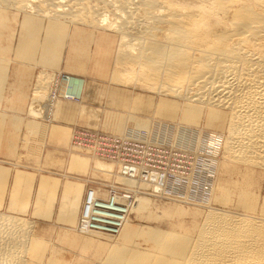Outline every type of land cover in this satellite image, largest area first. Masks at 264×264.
Listing matches in <instances>:
<instances>
[{
	"label": "bare ground",
	"instance_id": "6f19581e",
	"mask_svg": "<svg viewBox=\"0 0 264 264\" xmlns=\"http://www.w3.org/2000/svg\"><path fill=\"white\" fill-rule=\"evenodd\" d=\"M31 3L32 0H0V4L19 8H27ZM32 5L43 14L50 12L59 19L81 18V22L118 31L123 48L118 49L116 69L140 68L143 73L137 74L136 82L149 83V88L157 85L154 90L162 88L165 93L205 106L211 110L209 117L218 122L222 121L220 110H227L228 132L221 145L224 159L235 164L230 167L234 179L228 185L222 182L226 187H216L214 199L222 205L231 203V210L210 208L193 237L189 232L194 231V222L187 228L182 221L175 225L177 228L169 226L167 231L130 225L135 212L148 209L149 201L138 198L114 236L127 242L137 234L151 246L147 249L113 246L106 261L111 264H264V191L254 178L255 170L264 171V0H35ZM65 7L69 10L64 11ZM106 13L113 17L108 23ZM129 71L118 75L123 78L122 74ZM132 74L131 78L127 77L129 81L134 79ZM116 76L112 77L113 81L118 79ZM64 79L69 83L68 77ZM119 80L116 82H122ZM60 83L63 91L65 82ZM37 99L29 111L34 116L39 114V104L43 103ZM130 120L131 128L127 129L126 123L123 133L130 130V134L139 136L140 131L147 132L146 122ZM29 128L33 132L35 126L29 124ZM196 139L191 135L184 144L192 143L193 149L201 150L204 138L198 135ZM214 141L210 146L215 154L221 141ZM202 165L205 177L199 192L201 200L204 198L209 203L216 189L215 164L209 159ZM96 166L111 175L110 167L98 163ZM181 180L170 186L176 187L178 193L189 195L195 186L192 189L186 177ZM27 226L20 219L0 215V264H25L24 256L21 254V258L18 251L26 247L23 240L27 242V237L21 233L27 231ZM85 229L78 232L100 234Z\"/></svg>",
	"mask_w": 264,
	"mask_h": 264
},
{
	"label": "rangeland",
	"instance_id": "374dc122",
	"mask_svg": "<svg viewBox=\"0 0 264 264\" xmlns=\"http://www.w3.org/2000/svg\"><path fill=\"white\" fill-rule=\"evenodd\" d=\"M32 3L35 4V0H32ZM32 3L27 8L0 4V49L4 46V50H8L11 58L13 57L15 61L18 56L26 58V60L32 59L34 56H41L43 59H51L56 66V71L46 69L36 70L31 80V86L26 98L28 116L25 118V123L27 126L25 127V134H23L24 137L21 139L20 144L25 152L26 160L34 158V161L37 162L36 166L44 163V167L48 168L39 167L40 169L67 168L70 174L87 178L89 186L85 197L87 191L91 188L95 190L100 189L99 194L101 199H105L107 188L110 185L120 187L116 190L119 196L122 189L126 188V186L136 188V185H129V182H127L129 180L118 175L116 166L111 162L93 158L84 151L72 147L71 140L74 132L89 131L108 137H132L137 140L141 139L159 145L178 148L186 154L189 165L197 167V164L201 161L198 169L201 172L200 174H203L201 176L202 179L205 177L202 164L205 160H213L215 164L213 175L216 183L215 188H218V186L219 188L226 187L229 181L234 179L230 169L235 164L233 165L224 159L225 154L221 145V143L224 145L228 132L226 109L220 110L222 121L218 122L213 117H209L211 110L205 106H200L196 103L185 101L181 97L165 93L162 88L154 90L157 85H152L154 87L149 88L151 86L148 85V82H146L148 86L145 82H136L137 74L142 72L140 68L137 70L136 67L130 68L127 65L128 68L124 67L122 69L124 73L129 69V74L123 75V71L116 69L117 53L123 48L118 31L103 28L101 25L96 26L88 22H81V18L78 19V22L77 18L69 16L59 19L50 12L43 14V12L33 7ZM68 10L67 7L64 8V11ZM104 15L107 18L106 23L113 18L109 13ZM11 61L13 60L11 59ZM63 70L80 74L81 78L62 72ZM118 73H123L122 76H126L124 81V77L121 78ZM130 74H132V78L134 79H130L129 81L127 77L131 78ZM114 76L118 78L115 77L117 79L115 81H113L114 78L112 80ZM62 77H68L69 83L70 81H72L71 83L79 81L77 84H74L76 87L74 92L76 93L72 91L68 94L74 100L72 98L70 100L62 99L63 91L61 90L60 83ZM118 80L122 82L117 83L116 81ZM46 82L47 84H45ZM40 83L41 85H39ZM59 85L60 90H58ZM39 86H43L42 90H45V93L40 91L41 87ZM46 86L47 88H45ZM50 89L54 90L55 93L59 92V97L55 101L49 96L46 99L47 91ZM34 92L38 93H35L38 96H34ZM40 92L41 94H39ZM35 97H38V99ZM36 99L39 103L42 101L43 103L39 104V114H35L34 116L29 111ZM196 109H198L197 114L199 115L196 114ZM187 115L189 116L187 117ZM130 119L146 122L145 124L150 127L147 129L148 133L146 130L140 131L141 134L139 136L130 134V130L128 134L123 133L126 128H131L132 122H130ZM29 124L35 126L33 132L29 128ZM60 126H65L66 129H62ZM63 130L64 132H62ZM214 134L215 137L212 136ZM191 135L195 141L198 140L196 139L198 135H201V139L204 138L201 150L193 149L192 146L194 144L192 143L188 145L184 144L187 143ZM207 136L208 140L206 139ZM214 138L219 139V142L221 141V147H219L220 149L217 148L218 151L215 154L210 146V144L215 142ZM179 141L182 143L178 144ZM53 145L60 146L61 149H57L60 151V156L50 151L51 148L49 147ZM191 156H196L197 159L191 162ZM59 161H62V163ZM97 163L106 168L110 167L112 170L111 175H107L101 169H97ZM239 169L243 170L241 167ZM254 175L256 184L261 185L263 192L264 171L262 172L257 169L254 171ZM184 177L187 178V176ZM236 178L239 179L238 176ZM189 181L190 187L193 189V186H195L197 189L199 182L197 181L198 183L196 182L193 185V180L189 179ZM222 182L228 184L222 185ZM217 188L214 189L211 197L213 200H209V203L204 198L201 200L202 195L200 192V195L194 196L196 204L194 202L188 204L189 199L187 198L178 202L176 196L191 198V191H189V195H183L178 193L176 187L173 186H169V189L170 194L175 198L173 199L170 194L167 195L173 201L171 199L161 200L152 197H141L140 199L149 201L148 209L142 213L135 212L131 217L130 225L140 229L144 226H149L152 229L167 231L170 229L169 226L177 228L175 225H180L182 221L187 228L192 227L194 222L196 224L193 229L194 231L189 232L194 237L197 235V228L203 223L202 219L208 213L207 211L211 209L231 210V203L228 206L222 205L219 203L220 201L217 202L214 199L217 195ZM162 195L160 194V197ZM0 215L11 216L2 212H0ZM15 218L28 224L27 228L25 227L28 232L24 230L26 235H24L25 233H21L22 237H27V242L25 238L23 240L25 243L21 241V244L24 243L27 248L19 246L23 251L25 250L24 255L22 249L18 251L20 252L19 256L21 254L24 256V259L20 257L25 264H111V262L106 261V258L109 253L108 251L113 249V246H128L131 248H135L136 246L139 249H147L151 246L149 241L137 234L130 241L123 242L120 238L115 237V234H110L109 232H107L109 235L106 234V236L105 234L97 235L88 232L80 233L76 228L77 225L74 228H60L28 218ZM106 226L113 228L109 224ZM24 231L22 230L21 232ZM183 231L181 232L183 233ZM32 246L33 248H31Z\"/></svg>",
	"mask_w": 264,
	"mask_h": 264
},
{
	"label": "crops",
	"instance_id": "0c3cea01",
	"mask_svg": "<svg viewBox=\"0 0 264 264\" xmlns=\"http://www.w3.org/2000/svg\"><path fill=\"white\" fill-rule=\"evenodd\" d=\"M3 47L0 49V212L60 228H74L80 218L88 179L70 174L67 168L40 169L45 168L44 163L39 161L36 166L34 158L26 160L20 145L27 126L26 98L33 74L40 69L56 71V66L51 59L41 56L28 60L18 56L15 61ZM62 72L81 78L73 71ZM49 148L53 154L61 155L57 150L60 146Z\"/></svg>",
	"mask_w": 264,
	"mask_h": 264
},
{
	"label": "built area",
	"instance_id": "2783aa9c",
	"mask_svg": "<svg viewBox=\"0 0 264 264\" xmlns=\"http://www.w3.org/2000/svg\"><path fill=\"white\" fill-rule=\"evenodd\" d=\"M61 80L65 82L62 87V99L70 100L72 97L68 94L74 92L76 87L73 83L66 84L67 79L65 80L63 77ZM47 93V97L49 96L54 101L59 97V92L55 93L52 89ZM71 141L73 148L82 150L93 158L111 162L116 166L119 176L137 184L136 188L128 186L123 188L120 196L116 193L117 188L120 187L110 185L107 188L105 199H101L100 189L91 188L88 190L76 227L78 231L85 227L88 229H85L86 231H96L105 235L107 232L116 234L129 208L133 207V203L138 198L152 197L173 201L175 197L170 194L169 186L178 182L179 179L182 181L184 176L193 180V185L198 181L199 186L191 191V198L176 196L178 202L187 198L189 199L188 204H192L191 202L196 204L194 196L201 191V184L204 183L198 169L201 164L199 162L197 167L189 165L187 156L182 150L141 139L121 136L108 137L89 131L74 132ZM191 157V162L197 159L196 156ZM160 194L163 195L160 197ZM169 194L173 199L167 197ZM81 223L82 225L79 227ZM107 224L112 225L113 228L106 226Z\"/></svg>",
	"mask_w": 264,
	"mask_h": 264
}]
</instances>
